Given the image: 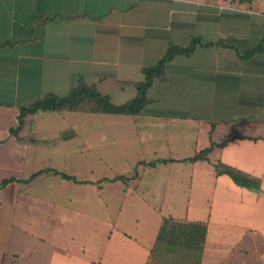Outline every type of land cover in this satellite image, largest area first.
Wrapping results in <instances>:
<instances>
[{
	"label": "crops",
	"instance_id": "obj_1",
	"mask_svg": "<svg viewBox=\"0 0 264 264\" xmlns=\"http://www.w3.org/2000/svg\"><path fill=\"white\" fill-rule=\"evenodd\" d=\"M194 39L140 115L39 113L31 143L10 136L80 83L132 100ZM0 264H264V0H0Z\"/></svg>",
	"mask_w": 264,
	"mask_h": 264
},
{
	"label": "trees",
	"instance_id": "obj_2",
	"mask_svg": "<svg viewBox=\"0 0 264 264\" xmlns=\"http://www.w3.org/2000/svg\"><path fill=\"white\" fill-rule=\"evenodd\" d=\"M202 44L199 40L194 39L188 47H179L173 44H169L164 56L160 61L149 68L142 70L143 80L136 86V96L122 104L114 105L110 99L100 94L96 88L92 85L80 83L76 88L69 92L66 96L57 97L54 95H48L43 98H34L31 103L20 109L17 125L10 129V136L18 142L31 143L30 137L22 138L21 135L25 131L28 132V136L31 134V128L33 126V118L39 113H93V114H116V115H127V116H138L142 113L145 105L148 103L147 91L154 83H165L168 81V76L165 73L166 65L177 55H191L197 47H201ZM261 47L253 49L246 53L244 57L251 56L254 53L260 52ZM210 148L197 152L193 157L187 160L189 163H196L198 161H206ZM169 161H159L157 163H167ZM156 163H150L146 166L151 167ZM214 172L216 174L226 173L234 181L239 183H247L252 179L230 167L223 166L221 164L213 165ZM56 173V172H55ZM40 173L32 175L30 180L35 179ZM63 179L74 180L64 174H59ZM127 177L117 176L114 181H125ZM8 181H4L3 184ZM252 182H254L252 180ZM256 183L252 184L250 188H254ZM206 228L204 227L202 236L205 238Z\"/></svg>",
	"mask_w": 264,
	"mask_h": 264
}]
</instances>
